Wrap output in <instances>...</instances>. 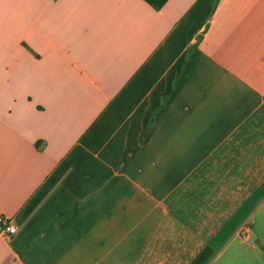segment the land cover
<instances>
[{
	"label": "crops",
	"instance_id": "1",
	"mask_svg": "<svg viewBox=\"0 0 264 264\" xmlns=\"http://www.w3.org/2000/svg\"><path fill=\"white\" fill-rule=\"evenodd\" d=\"M213 1L0 0V264L261 258L264 0Z\"/></svg>",
	"mask_w": 264,
	"mask_h": 264
},
{
	"label": "rangeland",
	"instance_id": "2",
	"mask_svg": "<svg viewBox=\"0 0 264 264\" xmlns=\"http://www.w3.org/2000/svg\"><path fill=\"white\" fill-rule=\"evenodd\" d=\"M260 200L261 203L257 207L256 211L251 213V215L248 217L250 221L246 224V228L252 229V235L254 238L259 239V243L257 244L259 249L263 250L264 248V197H261ZM245 227L243 229H246ZM261 258L256 261V264H264V254L260 255Z\"/></svg>",
	"mask_w": 264,
	"mask_h": 264
},
{
	"label": "built area",
	"instance_id": "3",
	"mask_svg": "<svg viewBox=\"0 0 264 264\" xmlns=\"http://www.w3.org/2000/svg\"><path fill=\"white\" fill-rule=\"evenodd\" d=\"M246 228V227H245ZM18 226L8 217L0 215V235L4 237H11L18 232ZM250 228L241 229V235L248 238Z\"/></svg>",
	"mask_w": 264,
	"mask_h": 264
},
{
	"label": "trees",
	"instance_id": "4",
	"mask_svg": "<svg viewBox=\"0 0 264 264\" xmlns=\"http://www.w3.org/2000/svg\"><path fill=\"white\" fill-rule=\"evenodd\" d=\"M147 3H149L151 6H153L155 9L159 10L165 6V4L169 0H145ZM220 3V0H214L213 5L211 7V10L209 11V17L213 14L216 7ZM211 258V252L210 251H204L194 262L193 264H207Z\"/></svg>",
	"mask_w": 264,
	"mask_h": 264
}]
</instances>
